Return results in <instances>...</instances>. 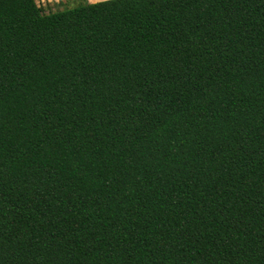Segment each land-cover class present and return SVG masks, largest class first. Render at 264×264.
I'll return each instance as SVG.
<instances>
[{"label":"trees","instance_id":"1","mask_svg":"<svg viewBox=\"0 0 264 264\" xmlns=\"http://www.w3.org/2000/svg\"><path fill=\"white\" fill-rule=\"evenodd\" d=\"M69 3L0 0V264H264V0Z\"/></svg>","mask_w":264,"mask_h":264},{"label":"rangeland","instance_id":"2","mask_svg":"<svg viewBox=\"0 0 264 264\" xmlns=\"http://www.w3.org/2000/svg\"><path fill=\"white\" fill-rule=\"evenodd\" d=\"M58 1H61V2H63L62 3V5H55L54 3H52V4H49V5H51V7L52 8H50V9H56V8H63V7H65V6H71V4L69 3V0H58ZM56 3V2H55ZM65 3V4H64ZM73 4V3H72ZM41 5H44V4H41Z\"/></svg>","mask_w":264,"mask_h":264},{"label":"crops","instance_id":"3","mask_svg":"<svg viewBox=\"0 0 264 264\" xmlns=\"http://www.w3.org/2000/svg\"><path fill=\"white\" fill-rule=\"evenodd\" d=\"M38 4H52L57 2L58 0H35ZM88 2H95L100 0H87Z\"/></svg>","mask_w":264,"mask_h":264}]
</instances>
